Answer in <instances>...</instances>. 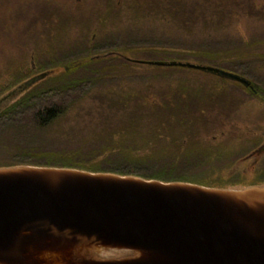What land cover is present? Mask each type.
<instances>
[{"label":"trees","instance_id":"obj_1","mask_svg":"<svg viewBox=\"0 0 264 264\" xmlns=\"http://www.w3.org/2000/svg\"><path fill=\"white\" fill-rule=\"evenodd\" d=\"M182 2H157L146 6L151 18L159 13L158 22L163 28H172L177 33L166 35L172 30L165 29V35L155 36L156 33L141 35L132 30L125 34V41L119 39V42L109 40L101 43L99 38L105 30L96 28L95 39L86 33L80 39L81 44L76 41V45L82 47L80 50H84L78 57L56 53V48L43 52L48 60H36V68L30 65L28 75L51 70L59 72L0 114V168H68L163 183L226 188L209 182L210 173L217 163L222 165L231 158H234L232 164L250 161L248 156L252 146L248 145V150L243 145L238 149L234 146L227 149V144L214 142L215 148L211 150L199 145L189 147L188 139L194 135L193 124L200 119L199 115L204 114H199V110L194 114L189 112L185 107L187 103L182 99L162 101L140 93L123 100V94H118L123 91L122 83L117 78L112 82L108 80L111 79L108 75L117 69L127 73L132 67L139 66L164 69L128 61L144 59L138 56H150V53L162 50L160 57L148 60L192 61L244 76L251 80L258 95L237 83L227 82L239 86L253 99L264 102V67L261 64L264 56L258 55L264 52V32H243L238 25L233 31L236 21L225 10L227 4L211 7L188 4L190 1L187 0ZM55 13L60 12L55 9ZM53 24H56L55 20L48 22L51 27ZM65 25L71 30L68 20ZM256 27L258 29V22ZM124 47L129 50L122 49V52L120 49ZM144 48L146 50L140 53L139 50ZM108 61L115 62L108 64L110 72L107 69L104 75L102 64ZM28 75L24 72L17 74V79L9 82L1 95L26 80ZM129 81L132 83L134 80ZM96 109L98 113L87 118V111L92 115L91 110ZM65 131L70 134L65 135ZM52 132L58 133V139H53L49 143L52 148H47L43 137L51 136ZM212 135L214 141H218L229 134ZM241 140L244 141L243 135ZM211 156L215 158L212 161ZM252 169L254 179L230 185L246 187L264 184V176L259 175L264 173V159Z\"/></svg>","mask_w":264,"mask_h":264},{"label":"water","instance_id":"obj_2","mask_svg":"<svg viewBox=\"0 0 264 264\" xmlns=\"http://www.w3.org/2000/svg\"><path fill=\"white\" fill-rule=\"evenodd\" d=\"M138 63L251 85L210 66ZM44 76L25 82L0 104ZM238 188L0 168V264H264V186Z\"/></svg>","mask_w":264,"mask_h":264},{"label":"rangeland","instance_id":"obj_3","mask_svg":"<svg viewBox=\"0 0 264 264\" xmlns=\"http://www.w3.org/2000/svg\"><path fill=\"white\" fill-rule=\"evenodd\" d=\"M187 1H190L188 4L199 3L211 5V7L227 4L228 7L225 10L230 12L229 17L236 21L233 31L238 25L243 32H256L255 34L264 32V0ZM157 2L183 3L182 0H0V95L9 82L17 79V74L24 72L28 75L30 65L32 67L34 64L36 68V62L48 60L49 57L46 58L43 52L47 53L56 48V53H67L71 57L80 56L84 50H80L82 47L76 45V41L81 44L80 39L86 33L90 38L95 39L96 28L105 30L99 38L101 43L119 39L125 41V34L132 30L141 35L149 32L156 33L155 36L165 35V29L172 30V28L164 29L163 25L158 22L159 13L154 20L150 17L146 7L147 4ZM55 9L60 13H55ZM52 20H55L56 24L51 27L48 22ZM66 20L71 30L66 29ZM138 21L141 23L138 24ZM143 21L146 22L143 23ZM173 32V30L166 32V35ZM122 49L128 48H121L123 52ZM142 50L145 51L146 48L140 49L139 52L143 53ZM161 51L150 53V56L139 55L138 57L144 59L138 60L150 61L148 59L152 57H160ZM129 55L133 57L132 54ZM258 55L264 56V52ZM54 60L53 57L52 61ZM114 62L108 61L102 64L105 70L104 75L107 74V69L110 72L108 64ZM261 64L264 67V61H261ZM116 72L118 73L115 74ZM108 76L111 79L108 77L106 80L112 82L117 78L122 83L120 86L123 91L118 94H123V100L129 98V95L136 96L140 93L162 101H167L168 98L170 100L182 99L187 103L185 107L189 112L194 114L199 110V114H204L199 115L200 119H196L193 124L194 135L188 139L189 147L199 145L211 150L215 148L214 142L221 145L227 144V149H230V146L238 149L243 145L248 150L249 145L252 146L251 152L264 147V102L253 99L235 84L221 81L205 73L180 71L177 68L151 69L139 66L132 67L129 73L117 69ZM29 77L30 75L27 76ZM130 79L134 81L130 83ZM107 86L110 87L112 84ZM97 109L91 110L92 115L87 111V118L98 113ZM222 132L229 135L214 141L212 134L219 135ZM52 133L51 136L43 137V142L47 141L44 143L47 148H52L49 143L53 142V139H58V133ZM68 133L65 131V135L70 134ZM242 135L244 141L241 140ZM255 158L246 163L232 164L234 158L222 165L217 163V167L207 179L216 186L230 189L242 187L230 184L242 182L241 180L245 179L247 181L254 179L252 168L264 159V155ZM210 159L212 161L215 158L211 156ZM259 175L263 177L264 173Z\"/></svg>","mask_w":264,"mask_h":264}]
</instances>
